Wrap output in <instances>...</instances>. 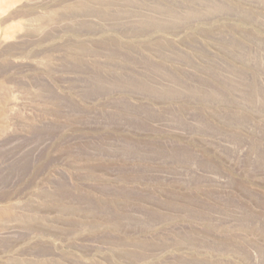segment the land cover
<instances>
[{"label":"rangeland","instance_id":"1","mask_svg":"<svg viewBox=\"0 0 264 264\" xmlns=\"http://www.w3.org/2000/svg\"><path fill=\"white\" fill-rule=\"evenodd\" d=\"M0 264H264V0H0Z\"/></svg>","mask_w":264,"mask_h":264}]
</instances>
